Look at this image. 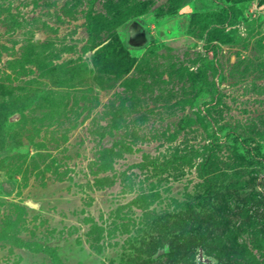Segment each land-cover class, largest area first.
Segmentation results:
<instances>
[{
  "label": "rangeland",
  "instance_id": "rangeland-1",
  "mask_svg": "<svg viewBox=\"0 0 264 264\" xmlns=\"http://www.w3.org/2000/svg\"><path fill=\"white\" fill-rule=\"evenodd\" d=\"M0 155V264H264V0H0Z\"/></svg>",
  "mask_w": 264,
  "mask_h": 264
},
{
  "label": "water",
  "instance_id": "water-1",
  "mask_svg": "<svg viewBox=\"0 0 264 264\" xmlns=\"http://www.w3.org/2000/svg\"><path fill=\"white\" fill-rule=\"evenodd\" d=\"M128 45L133 48H142L147 44V33L145 30H143V27L141 24L137 22H133L131 25H129L128 29ZM0 155V159H1ZM2 177V173H0V178Z\"/></svg>",
  "mask_w": 264,
  "mask_h": 264
},
{
  "label": "trees",
  "instance_id": "trees-1",
  "mask_svg": "<svg viewBox=\"0 0 264 264\" xmlns=\"http://www.w3.org/2000/svg\"><path fill=\"white\" fill-rule=\"evenodd\" d=\"M144 30V29H143ZM148 36V35H147Z\"/></svg>",
  "mask_w": 264,
  "mask_h": 264
}]
</instances>
